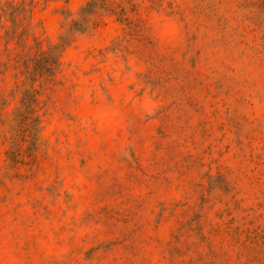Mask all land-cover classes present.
Returning <instances> with one entry per match:
<instances>
[{"label": "rangeland", "instance_id": "obj_1", "mask_svg": "<svg viewBox=\"0 0 264 264\" xmlns=\"http://www.w3.org/2000/svg\"><path fill=\"white\" fill-rule=\"evenodd\" d=\"M260 1L0 0V264H264Z\"/></svg>", "mask_w": 264, "mask_h": 264}, {"label": "trees", "instance_id": "obj_2", "mask_svg": "<svg viewBox=\"0 0 264 264\" xmlns=\"http://www.w3.org/2000/svg\"><path fill=\"white\" fill-rule=\"evenodd\" d=\"M259 7L264 10V0L259 2ZM93 14L92 11L83 8L82 16L80 19L73 21L68 30H66V33L61 37L60 44L50 45L48 50H42L40 53H26V58L23 61V73H28L30 79L33 81L52 78L57 72L60 54L64 47L69 45L74 33L87 31L89 24L93 22L91 18Z\"/></svg>", "mask_w": 264, "mask_h": 264}]
</instances>
